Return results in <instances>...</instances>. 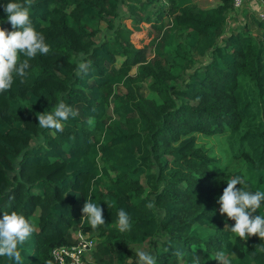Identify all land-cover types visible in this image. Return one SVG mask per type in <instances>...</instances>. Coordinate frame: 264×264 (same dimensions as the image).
<instances>
[{
    "label": "trees",
    "instance_id": "obj_1",
    "mask_svg": "<svg viewBox=\"0 0 264 264\" xmlns=\"http://www.w3.org/2000/svg\"><path fill=\"white\" fill-rule=\"evenodd\" d=\"M121 3L32 0V24L51 51L0 93V216L16 211L35 228L21 247L22 264H56L51 251L76 243L73 227L98 237L97 264H131L121 242L147 241L157 264H191L193 246L200 264H218L220 251L230 264H264L258 236L229 243L225 224L234 221L216 203L235 175L246 190L264 191V21L248 10L255 4L246 0L233 11V0L209 7L126 0L125 14ZM237 12L244 21L224 33ZM117 17L130 26H114ZM0 21L11 30L2 7ZM101 23L112 32L100 37ZM143 24L155 34L138 46L133 35ZM80 54L90 69L77 76ZM145 81L153 96L139 92ZM60 101L78 115L62 132L40 128L36 113ZM197 133L226 134L245 173L227 175L198 146ZM90 191L105 219L96 229L80 221ZM121 208L132 225L123 233L115 224ZM0 264L14 262L0 257Z\"/></svg>",
    "mask_w": 264,
    "mask_h": 264
},
{
    "label": "clouds",
    "instance_id": "obj_2",
    "mask_svg": "<svg viewBox=\"0 0 264 264\" xmlns=\"http://www.w3.org/2000/svg\"><path fill=\"white\" fill-rule=\"evenodd\" d=\"M31 3L32 0H7V3L0 5L11 25V30L0 27V93L10 90L16 77L23 82L29 75L27 70L30 68V61L37 55H47L51 51L44 35L32 24ZM89 69L90 62L80 54L76 60L75 75H86ZM77 115V110L60 101L53 110L36 113V118L40 128L62 132L63 122ZM91 122L89 120V123ZM226 183L227 186L216 203L219 205V213L225 216L226 220L234 221L231 225L225 224V228L231 233L229 243L235 245L237 238L246 241L255 235L261 240V243L256 245V250L264 254V214H255L264 206V191L246 190L241 187L246 181L240 175H235ZM146 207L151 209L153 203L149 202ZM116 216V228L121 233L130 231L132 225L129 213L121 208ZM80 221L86 222L93 229L105 224L103 208L99 203L93 202L91 191L82 206ZM34 231V225L24 215L16 211L3 212L0 216V257H5L14 264H22L21 247L30 240ZM161 243H164V240ZM196 248L193 246L191 250V264H200L201 261ZM164 250L168 251L167 248ZM176 254L184 255L180 251ZM136 255L137 264H157L156 256L149 251L138 250ZM213 259L218 261V264H230L224 251L217 252Z\"/></svg>",
    "mask_w": 264,
    "mask_h": 264
},
{
    "label": "rangeland",
    "instance_id": "obj_3",
    "mask_svg": "<svg viewBox=\"0 0 264 264\" xmlns=\"http://www.w3.org/2000/svg\"><path fill=\"white\" fill-rule=\"evenodd\" d=\"M125 2H126V0H122L123 8L121 6V11H124L126 14L128 12V10L126 9ZM122 3H121V5H122ZM193 3H195L201 7H209V6H213L216 3H218V0H193ZM158 6H159L158 4H156L155 6L150 5L149 9L155 10L158 8ZM248 8H249L248 9L249 11H251L255 16H257V12H256V9L254 7L249 6ZM233 11H237V10H233ZM241 17H242L241 13L237 12L235 17H232L231 20L229 21L227 27L224 30V33H227L228 31H230L232 26L241 25L240 23H242L244 21V18H241ZM113 23H114V26H117L118 24H125L127 26H130L129 20L126 21V20H124L122 18H118V17L115 18V20H113ZM100 28L104 30V33L101 32L99 34L100 37L102 35H104L105 33L109 34L112 32V30H110V29L108 31L106 30V24L105 23H101ZM154 34H155V32L153 33V31L149 25L143 24L142 30L140 32H136L133 35L134 36V42L138 46H140L141 44L146 43L147 41H150V39L153 37ZM194 56H195L197 63H201L203 61V59H200L198 56H196V55H194ZM120 61H121V59L118 60V63ZM132 73H135V68L132 70ZM121 90H123V88H121ZM139 92L143 96H153V94L148 89V82H146V81L141 83V87L139 89ZM196 136H197L198 146H201L204 150H206V152L209 156L215 158L219 162V165H221L222 167H224L226 169L227 175H231L235 171H241V172L245 173L244 162L242 159H238V158L234 157V155H233L234 145H233V143L231 144V142L228 141V136L226 134L207 136L204 134L197 133ZM71 233L74 237H77V235L79 233H81V235L83 237L93 238L96 243L98 242V237L96 235H94V233H91L90 231H87L85 229H81L80 227H73L71 229ZM121 245H122L123 251L125 253V258H126L127 262H129L131 264H137V260H138V257L136 255L137 251L138 250H144V251L148 250L150 244L147 241L145 244H143L141 246H135V247L129 246L125 242H121ZM84 264H97V263L94 262L92 256H88V259L84 260Z\"/></svg>",
    "mask_w": 264,
    "mask_h": 264
},
{
    "label": "built area",
    "instance_id": "obj_4",
    "mask_svg": "<svg viewBox=\"0 0 264 264\" xmlns=\"http://www.w3.org/2000/svg\"><path fill=\"white\" fill-rule=\"evenodd\" d=\"M246 0H233L234 10H238ZM255 4L257 18L264 21V0H250ZM76 243L68 246H58L52 249L51 257L56 264H84L96 246L93 238L83 237L81 233L74 237Z\"/></svg>",
    "mask_w": 264,
    "mask_h": 264
},
{
    "label": "crops",
    "instance_id": "obj_5",
    "mask_svg": "<svg viewBox=\"0 0 264 264\" xmlns=\"http://www.w3.org/2000/svg\"><path fill=\"white\" fill-rule=\"evenodd\" d=\"M234 15H235V14H234ZM234 15H233V17H235ZM234 19H235V18H234Z\"/></svg>",
    "mask_w": 264,
    "mask_h": 264
}]
</instances>
